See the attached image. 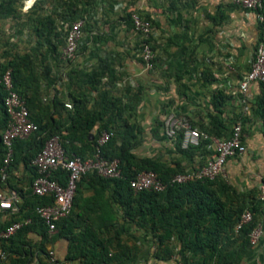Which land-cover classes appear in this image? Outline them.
<instances>
[{
  "label": "trees",
  "instance_id": "16d2710c",
  "mask_svg": "<svg viewBox=\"0 0 264 264\" xmlns=\"http://www.w3.org/2000/svg\"><path fill=\"white\" fill-rule=\"evenodd\" d=\"M19 1L0 0V21L18 20L21 15L17 7L20 6ZM78 1L68 6L70 12L74 13L73 16L69 13V18L71 17L73 22L83 17ZM235 7L238 6L235 5ZM259 13L263 21L258 22V40L254 46V55L264 35V0H262V9ZM139 14L142 19L150 22L151 30H153L155 22L150 16L141 12ZM211 19L214 23L224 20L223 15H216ZM50 23L48 16L38 13L31 19L30 25L19 24L16 29L20 35L26 28H30L31 32L37 36L40 47H46L45 53H40V55L44 58L49 55L51 58L61 60V52L56 51L57 44L52 41L54 27H51ZM126 23L132 27L130 14L126 17ZM66 33L67 30L61 42L63 47ZM142 43H147L152 48V36L144 38L140 47ZM36 52L37 48H33L23 53H11L10 50H4L1 54L6 62L0 64V79L6 69L11 70L14 90L25 100L29 117L38 129L28 138L13 142L6 178L0 181L1 187L13 188L11 183L17 181L15 171L20 165L32 172L28 189L23 191L14 187L21 198V202L17 204L18 212L13 214L11 222L5 228L0 227V230L2 232L12 223H22L26 219H29V222L22 225L9 238H0V253L4 254V257L0 256V264H5L10 254L17 257L23 255V248L28 245L27 235L37 231L42 236V240L36 249L45 257V261L40 264H49L45 244L53 238L66 239L70 243L69 257L81 258L82 264H128L130 254L134 250L127 245L126 239L119 237L118 231L115 236L105 240L97 239L92 231L75 232L77 223L71 220L70 211L65 218L55 223V236L50 237L43 221L34 212L35 206L53 203L52 198L34 196L30 189L33 179L37 176L35 169L31 166V160L42 149L45 141L53 135H59L68 156L76 155L86 159L92 157L95 140L102 131L112 134L102 147V156L108 160H118L121 176L106 179L95 173H87L77 183L72 208L75 205L77 189L81 183L112 184L115 188L113 193L116 194L117 202L122 209L123 220L133 223L140 229L158 234L155 258L166 262L176 259L182 264H241L252 248L249 241L250 233L261 225L253 211L242 203H233L234 200H239L235 199L237 196L222 177L214 180H194L182 184H170V180L175 175L183 174L190 169H197L206 163L212 154L207 148L210 141L202 139L196 146L189 145L182 148L181 131H178L173 139H168L164 134L163 119L168 114L165 113L162 119L157 118L154 121L150 134L162 146L168 148L167 153L192 160L190 165H183L178 160L167 162L160 155H138L136 150L143 141L144 129L136 123H128L126 119L136 115V107L141 102L142 91L128 88L126 91L128 95L120 97L111 95L109 90L103 87L102 79L110 80L113 70L100 64L90 71L70 70L68 79L73 85L72 92L68 94L70 109L65 107L57 94L49 102L43 101L40 81L49 76V71L46 66H43L41 71L36 70ZM258 86L261 94L257 96L255 105L264 126V83ZM90 91L96 93L95 97H91ZM4 97L5 92L0 83V103L5 117V129L7 117L3 107ZM214 98L216 99L215 112L209 114L207 124L199 128L191 122L190 125L209 137L228 139L233 126L222 121L223 111L219 107L222 106L220 99H223V96L219 92ZM88 104H90L89 107ZM62 111H65L63 120H61ZM54 115L55 118H53ZM6 152L0 135V168ZM195 157L198 158L197 164L194 161ZM148 171L158 176L166 185L165 189L161 192H133L129 186L130 180ZM51 178L65 184L67 175L60 170L55 172ZM245 211H250L252 221L236 232L235 227ZM261 226L264 230V225ZM171 236L175 237L174 241L177 243L173 247L169 246ZM17 257L10 260L11 264L28 262L27 257L23 259Z\"/></svg>",
  "mask_w": 264,
  "mask_h": 264
},
{
  "label": "crops",
  "instance_id": "0c3cea01",
  "mask_svg": "<svg viewBox=\"0 0 264 264\" xmlns=\"http://www.w3.org/2000/svg\"><path fill=\"white\" fill-rule=\"evenodd\" d=\"M133 6L155 22L151 36L152 43L158 44L156 67L148 70L138 56L114 51V44L92 35L105 32L102 25L96 26L86 40V51L78 52L71 62L49 55L45 58L36 55V70L41 71L46 66L49 71V76L40 81L42 100L49 102L57 94L64 104L70 105L68 94L73 90L68 79L70 70L90 71L100 64L105 65L113 70L110 80L102 79L103 87L111 95H128V88L142 91L136 115L124 119L146 129L151 146L159 148L161 144L152 137L150 129L157 118L162 119L163 115H158L160 111L185 116L199 128L207 124L209 114H214V96L220 92L223 96L220 99L222 106L219 107L223 111L222 121L232 126L240 122L245 146L242 155L226 161L223 179L238 197L235 199L239 201L234 200L233 203H242L250 208L259 224L264 225V202L259 200V187L264 179V126L255 105L261 91L258 84H252L245 94L238 91V83L249 70L258 40V22L254 14L235 7L232 0H135ZM216 15H223L224 20L214 23L211 17ZM1 54L0 64L6 62ZM89 93L91 97L96 95L92 91ZM62 112L61 120L65 118V111ZM4 120L0 103V135ZM149 155L154 156V153ZM176 159L183 165L192 161L179 155ZM31 175L30 170L20 165L15 171L17 181L11 183L13 188L0 186V189L16 192L15 187L25 191ZM114 189L112 184L90 182L78 186L77 199L70 213L71 220L77 223L75 232L92 231L97 239L105 240L118 231L119 237L126 239L127 245L134 250L128 264H166V261L154 256L158 234L123 220ZM13 216L9 211L0 210V227L5 228ZM54 234L48 235L51 237ZM174 239V236L170 237V247L177 245ZM27 240L23 255L17 257L10 254L5 264H11L10 260L16 257H27L26 264L45 261L44 254L36 249L42 240L38 231L29 233ZM69 248L70 243L64 238H53L45 244V249L53 250L62 264H82L81 258L69 257ZM241 264H264V236Z\"/></svg>",
  "mask_w": 264,
  "mask_h": 264
},
{
  "label": "built area",
  "instance_id": "2783aa9c",
  "mask_svg": "<svg viewBox=\"0 0 264 264\" xmlns=\"http://www.w3.org/2000/svg\"><path fill=\"white\" fill-rule=\"evenodd\" d=\"M232 3L244 10L252 12L257 22H262L263 17L259 13L262 9V0H232ZM133 30L141 34L144 38L152 34L149 21L142 19L138 15H132ZM83 21L78 19L69 26L65 36V46L61 50V60L71 62L76 58L78 47L82 38ZM141 59L148 65L153 59L151 46L147 43L141 44ZM0 83L5 92L3 107L7 117L6 127L1 134V142L7 152L0 168V181L6 178V170L12 154V145L16 140L28 138L36 132L38 127L30 119L25 100L14 90L12 73L6 69L0 79ZM264 83V35L263 40L255 50L253 60L249 64V70L244 74L238 83V91L245 94L252 84ZM70 108L69 104H65ZM163 131L168 139H173L178 131L182 132V148L196 146L202 139H208L210 144L208 149L212 152L206 163L197 168L190 169L183 174L175 175L170 184H182L194 180H214L224 177V166L229 158L237 157L245 152L243 144V133L240 122L232 127L231 136L228 139H218L209 137L196 128H192L190 121L185 116L168 114L163 119ZM111 133L102 131L95 140L94 153L92 157L82 159L79 156H68L62 146L59 135H53L45 141L42 149L31 160V166L35 169L37 176L33 179L30 189L31 193L37 197H49L53 199L51 205L35 206V214L43 221L48 234L56 231L55 223L61 218H65L71 211L74 195L79 180L87 173H95L102 178H120L118 160H108L102 156V147L108 142ZM64 171L67 175L65 184H61L52 175L57 171ZM129 186L135 193L142 191L161 192L166 185L151 171L142 172L134 179L130 180ZM259 200L264 202V181L259 187ZM19 196L15 191L5 192L0 189V210L9 211L13 214L18 212ZM252 221L250 211H245L236 227L239 231L244 225ZM24 222L12 223L0 233V238L6 239L12 236ZM264 230L258 225L249 235L252 247L258 245ZM4 257L3 253H0ZM47 260L49 264H62L53 250H48ZM166 264H182L173 259Z\"/></svg>",
  "mask_w": 264,
  "mask_h": 264
},
{
  "label": "rangeland",
  "instance_id": "374dc122",
  "mask_svg": "<svg viewBox=\"0 0 264 264\" xmlns=\"http://www.w3.org/2000/svg\"><path fill=\"white\" fill-rule=\"evenodd\" d=\"M74 1L76 0H20V6L17 7H19L21 15L18 20L0 21V52L3 53L4 50H10L11 53H23L37 48L36 55H40L42 50H44L45 53L46 48L43 46L40 47L37 36L31 32L30 28H26L20 35L16 29L19 24L30 25L31 19L38 13H42L44 16L49 17L51 27H54L52 41L57 44L56 51L61 52L63 49L61 42H63L64 32L68 30L69 26L73 23L72 18H69V13H71L72 16L74 13L73 11L70 12L71 10H69L68 6ZM134 1L135 0H79L78 7L80 6L82 10L81 14L83 17L80 19L83 21V28L78 52L82 53L86 51V48H88L86 44L87 38L92 34L93 30H96L98 26L102 25V27L105 28V32L101 33V35L92 34L95 38L99 37L104 39V42L107 41L110 42L111 45L114 44V51L117 53V50H120L119 52L126 53V55L138 56V59L140 58L141 62L144 64L141 59L140 47V43L144 38L126 23L128 14L131 16L138 15L140 17V11H137L133 6ZM124 44H126V46H123ZM151 45L153 59L150 64H144L148 70H153L158 60V44L154 45L151 43ZM93 97H95V95ZM164 113H167V111L162 110L158 115H163ZM146 133L147 130L144 129L142 135L143 141L141 146L136 150L138 155L151 156L149 154L154 153V155H160L167 162L178 160L176 159L178 156L177 154L167 153L168 148L162 145H160L161 147L159 148L152 147L149 140H147ZM184 165L187 166L190 165V163H185Z\"/></svg>",
  "mask_w": 264,
  "mask_h": 264
}]
</instances>
